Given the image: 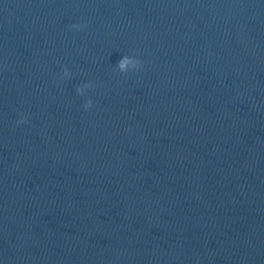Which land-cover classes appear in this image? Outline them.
Segmentation results:
<instances>
[{"label":"clouds","instance_id":"clouds-1","mask_svg":"<svg viewBox=\"0 0 264 264\" xmlns=\"http://www.w3.org/2000/svg\"><path fill=\"white\" fill-rule=\"evenodd\" d=\"M73 27H76L75 25H73ZM121 66H123V61H121ZM67 71L65 70V75H67ZM82 90L81 89H77V92H81ZM91 106V101L88 102V104L86 105V107H90Z\"/></svg>","mask_w":264,"mask_h":264}]
</instances>
